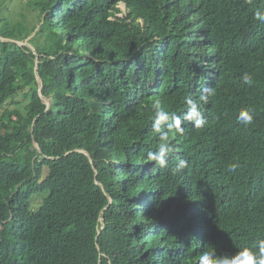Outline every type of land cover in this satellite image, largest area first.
Segmentation results:
<instances>
[{"label": "trees", "instance_id": "trees-1", "mask_svg": "<svg viewBox=\"0 0 264 264\" xmlns=\"http://www.w3.org/2000/svg\"><path fill=\"white\" fill-rule=\"evenodd\" d=\"M28 7L37 23H9L0 35L32 36L36 52L0 41V264H198L212 248L255 250L264 239V23L255 16L264 0ZM204 87L214 89L201 102L205 126L169 129L167 165L155 167L146 158L162 143L153 104L182 117L184 98ZM244 109L247 127L237 123ZM179 160L188 166L174 172Z\"/></svg>", "mask_w": 264, "mask_h": 264}, {"label": "clouds", "instance_id": "clouds-1", "mask_svg": "<svg viewBox=\"0 0 264 264\" xmlns=\"http://www.w3.org/2000/svg\"><path fill=\"white\" fill-rule=\"evenodd\" d=\"M255 16L260 22L264 23V13L257 11ZM242 81L246 85H252L253 78L249 73H244ZM212 95H214V89L212 87H204L201 90L198 100L194 99L191 94L187 95L184 98L186 110L182 117L179 115H172L163 108L159 101H156L153 104L154 115L152 120V131L159 134V140L162 141V143L159 144L156 151H149L147 153V160L153 162L155 167H165L167 165L166 157L171 151V148L167 143L168 130L175 128L179 133H183L184 128L181 127L182 120L184 122H191L195 129L203 128L206 124V120L201 111V102L207 104L209 97ZM169 121H171V123H169ZM237 123L245 127L251 125L253 123L251 110H242L237 117ZM187 166L188 162L186 160H179L178 165L173 171H179ZM238 167L239 164H232L229 166L228 170L230 172H235ZM99 221L103 222V219L100 217ZM198 264H264V239L258 242L255 250L249 247H243L234 254L227 252L218 254L215 248H212L211 251L203 252L200 255Z\"/></svg>", "mask_w": 264, "mask_h": 264}, {"label": "rangeland", "instance_id": "rangeland-1", "mask_svg": "<svg viewBox=\"0 0 264 264\" xmlns=\"http://www.w3.org/2000/svg\"><path fill=\"white\" fill-rule=\"evenodd\" d=\"M33 2L34 0H0V35L3 33V26L10 23L9 26H12L16 22H22L25 19V22L29 26L34 25L37 23V19L35 16H32L31 9L28 7V2ZM118 8L121 10V14H118L119 16L123 15L125 12V7L122 4L118 5ZM9 11L11 14L10 21H8L9 17ZM32 37V36H31ZM29 37L25 40V42H21V44L25 45L26 47L35 50L32 45L29 44ZM25 105V102H21L18 107L20 110H22L23 106ZM36 147V146H35ZM4 206H1L0 208H3ZM8 214V211H7Z\"/></svg>", "mask_w": 264, "mask_h": 264}, {"label": "water", "instance_id": "water-1", "mask_svg": "<svg viewBox=\"0 0 264 264\" xmlns=\"http://www.w3.org/2000/svg\"><path fill=\"white\" fill-rule=\"evenodd\" d=\"M0 41H2V42H7V43H14V44L20 46V43H18V42H14V41H12V40H8V39H2V38H0ZM21 46H25V45L21 44ZM29 49H30V48H29ZM30 50H31V51L34 53V55L36 56V52H35V50H32V49H30ZM36 68H37V66H35V69H36ZM35 74H36V71H35ZM36 79H37L38 86H39V90H38V92H39V97L43 100V102L46 104V108L48 109L49 106H50V102H49L48 99L44 98V97L40 94L41 89H42V83H41L40 78L37 76V74H36ZM33 143H34V146H36L35 148H36L37 152L40 153V149H39L38 145H37L35 142H33ZM84 154H85L88 158H90L88 153L84 152Z\"/></svg>", "mask_w": 264, "mask_h": 264}]
</instances>
